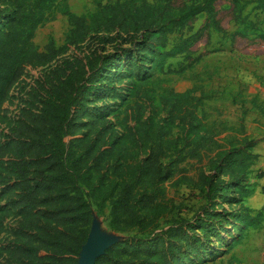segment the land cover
<instances>
[{
	"label": "trees",
	"instance_id": "16d2710c",
	"mask_svg": "<svg viewBox=\"0 0 264 264\" xmlns=\"http://www.w3.org/2000/svg\"><path fill=\"white\" fill-rule=\"evenodd\" d=\"M88 1L94 11L76 15L68 0H0V113L26 71L51 63L68 49L76 53L84 43L94 46L86 61L52 71L49 81L56 84L46 90L39 111L25 109L7 142L0 141V163L11 155L13 183L4 188L7 213L22 215L9 250L12 262L78 264L94 217L92 200L98 214L109 207L112 231L131 233L105 249L94 264H186L195 252L210 251V237L218 238L229 227L239 233L227 248L238 245L248 229H259L262 219L260 212L253 215L254 210L243 205L258 157L253 150L260 141L244 131L247 109L233 127L210 120L206 102L215 99L216 90L163 88L152 107L153 117L141 121V105L127 106L136 125L126 135H117L105 119L106 108L89 106L116 89L114 82L124 76L122 68L138 78L131 83L137 96L168 60L182 56L190 60L185 68L199 63L203 55L191 58L192 46L203 32L229 36L230 42L245 36L244 30L256 28L245 9L254 3V9L264 11V0ZM218 1L230 5L231 20L244 29L226 33L217 18ZM56 13L70 26L65 41L57 47L49 37L39 50L33 41L36 30L53 21ZM200 15L205 16L204 24L192 32ZM260 38L264 40V34ZM144 96L152 99L146 91ZM228 96L243 107L241 90ZM247 102L264 126V102L257 97ZM159 114L160 121L154 120ZM175 127L178 131L173 133ZM108 132L105 149H96L95 140L86 138L95 133L99 142ZM225 132L232 135L222 136ZM138 155L143 157L137 160ZM116 156L120 164L109 163ZM166 157L173 171L179 164L208 159L197 181L205 202L189 219L160 222L175 208L164 186L170 178L169 167L161 166ZM262 175L256 173L257 178ZM233 203L237 207L232 208Z\"/></svg>",
	"mask_w": 264,
	"mask_h": 264
},
{
	"label": "rangeland",
	"instance_id": "374dc122",
	"mask_svg": "<svg viewBox=\"0 0 264 264\" xmlns=\"http://www.w3.org/2000/svg\"><path fill=\"white\" fill-rule=\"evenodd\" d=\"M255 4L251 3L245 9L244 14L255 23V29H246L245 36H236L231 42L229 36H222L212 30L203 32L201 39L192 46L193 53L191 58L202 54L201 61L191 67L185 68L190 60H184L183 57H176L168 60L163 72H155L151 82L145 85L144 92L152 97L148 99L144 96V92L134 95L132 84L138 81L137 77H130L126 68H122L120 72L124 76L114 82L116 89L108 91L106 95L96 98L94 104H90V109L106 108L105 119L112 123V130L117 135H126L136 125L134 112L128 110L127 106H133L138 103L140 106V120L144 121L148 116H152V107L157 103V94L163 88H173L177 91L186 89L216 90L214 100L206 102L207 109L210 112V120L226 121L224 116L237 117L233 106L228 102L229 93H239L240 86L236 79L245 73H254L257 75V81L264 85V40L261 39L264 34V11L254 9ZM69 10L76 15H87L94 11L95 7L88 0H68ZM217 18L221 26L227 34L240 32L244 29L237 26L231 20V7L227 2H216ZM204 15L198 16L193 24L195 32L202 26ZM70 26L66 18L59 13L55 14L53 21L46 23L43 27L38 28L35 33L34 43L39 50L47 43L51 37L55 45H62L69 32ZM173 35L170 39H174ZM94 46L82 45V49L73 53L72 48L62 52L57 58L45 66L38 67L34 70H28L12 87L9 95L3 104L0 113V141L7 142L14 127L16 126L21 113L33 107L34 112H38L44 99L46 90L54 86L56 81L50 82L51 73L57 68L66 67L67 65H79L86 61L91 54ZM260 63V66L255 63ZM260 70V71H257ZM135 73V71L133 72ZM254 78V77H253ZM252 78V81H253ZM240 83V82H239ZM245 84V83H244ZM252 86V84H249ZM244 91V90H242ZM198 94V92H197ZM224 98L217 100L218 98ZM239 110V109H238ZM220 111L221 114L218 115ZM163 114L157 115L154 120L160 121ZM88 121V118L85 119ZM100 128V127H99ZM178 128L173 129L176 133ZM229 132H225L222 136H231ZM110 132L106 133L102 141H96V134L86 135L87 139H94L96 149H105L109 141ZM264 138H261L263 140ZM119 150V144H116ZM137 160L142 155L135 156ZM118 156L109 163H118ZM11 155L0 163V264H17L12 262L9 250L17 238V230L22 220V215L17 211L8 212L6 202L8 194L4 192V188L8 184L13 183V178L9 173V163ZM170 158L166 157L161 160V166L165 169L169 167L170 178L165 181L164 186L167 196L173 200L175 208L172 213L164 219L181 218L189 219L193 213L205 202L204 194L198 185V175L200 169L206 168L207 157H203L200 161H188L178 165V169H184L181 173L178 169L173 171ZM185 176L189 181L181 179ZM264 176L257 178L256 173H252L249 178L250 193L243 200V205L253 209L254 213L260 212L262 215L261 224L258 230L248 229L238 245L227 248L228 243L234 239L239 230L229 227L223 235L210 237V251H197L191 255L186 264H264ZM94 217L89 226V232L94 231L98 234L106 244L124 240L131 235L130 232H115L108 227V211L106 205L103 213H97V206L94 200L91 201ZM224 207L228 208L225 203ZM237 207L235 203L232 208ZM166 225V224H163ZM88 232V233H89ZM227 248V250H226Z\"/></svg>",
	"mask_w": 264,
	"mask_h": 264
},
{
	"label": "crops",
	"instance_id": "0c3cea01",
	"mask_svg": "<svg viewBox=\"0 0 264 264\" xmlns=\"http://www.w3.org/2000/svg\"><path fill=\"white\" fill-rule=\"evenodd\" d=\"M204 21H205V16H204ZM255 65L260 66V63L259 62L255 63ZM257 71H260V70H257ZM252 78H253V81H252ZM236 81L240 82V83L238 82V86H240V90L242 94L241 99L242 100L245 99V103L243 104V107H242V103L238 102V100H236V102L233 103L231 100L232 97L228 96L229 97L228 103L233 106L234 110H236L235 114L238 116V118L236 116L234 118L233 117L229 118L230 116L228 117L224 116V118L226 119V121L224 120V122H226V124L229 126L238 127L239 118L241 117L242 110L244 108L247 109V112L244 116V121H243L244 131L250 137L254 139H260V141L258 142V144L255 146L253 150L254 153L257 154L258 157L252 169L255 173H259V172L263 173V176H264V139L261 140V138H264V126L262 124L263 120L258 115L257 110L255 108H252V106L247 102L252 97H257L259 100H262L264 102V85H261L259 81H257V75L255 77L254 73H245L243 76L240 75L236 79ZM249 84H252V86H249ZM222 98H224V96H222L221 98H218L217 100L222 99ZM218 112L220 115L221 112L220 111Z\"/></svg>",
	"mask_w": 264,
	"mask_h": 264
},
{
	"label": "water",
	"instance_id": "95a60500",
	"mask_svg": "<svg viewBox=\"0 0 264 264\" xmlns=\"http://www.w3.org/2000/svg\"><path fill=\"white\" fill-rule=\"evenodd\" d=\"M114 243L106 244L104 240L98 237V234L93 230L90 231L86 243L82 246L78 264H94L95 260L103 254L105 249Z\"/></svg>",
	"mask_w": 264,
	"mask_h": 264
}]
</instances>
